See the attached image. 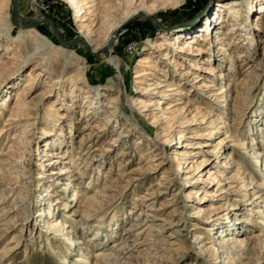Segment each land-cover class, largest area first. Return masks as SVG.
Returning <instances> with one entry per match:
<instances>
[{"label":"rangeland","instance_id":"1","mask_svg":"<svg viewBox=\"0 0 264 264\" xmlns=\"http://www.w3.org/2000/svg\"><path fill=\"white\" fill-rule=\"evenodd\" d=\"M138 2L102 0L96 8L94 29L98 35L102 36L110 24ZM230 2L183 0L179 7L168 6L154 17H134L119 30L111 54H90L76 43L63 45L52 36L46 23L23 30L36 31L49 40L51 47L34 50L35 44L24 40L14 49L8 33L0 34V129L32 69L40 67L44 75L33 81L32 86L36 88L30 98L46 93L50 86L52 91L48 98L31 105L33 113L28 120L31 123L29 126H26L28 121H20L16 129L6 134L9 138L18 137L26 131L28 135L23 139L27 140L26 143L13 145L11 151L12 156L24 158L27 164L20 163L15 167L9 159V165L5 167L10 173L7 182L14 188L20 184L10 201L20 199L18 204L24 202L26 210L22 214L16 212L7 220H19L20 226L8 230L1 237L0 264H81L76 261V256H82L84 252L80 246L87 244V256L95 251L110 250V245L118 243L119 239L125 240L124 230L147 219L146 214L166 221L164 233L173 239L160 252L159 260H152L155 264H214L215 253L212 250L216 249L214 241L220 235L240 241L235 245L234 258L227 260L231 264H264V247L256 238L259 234L264 235V214H256L257 209L248 205L243 198L245 192L241 191V187L248 183L244 178L249 176L259 184L264 179V172L261 171L264 169L263 161L254 164V160L249 158L251 148L259 149L264 156V12L256 14L259 4H253L249 10L250 4L244 2L247 13L237 14V23L242 28L241 32H236L231 27L235 21L228 23ZM146 3L151 4L150 1ZM16 6L20 17L46 18L62 39L75 38L76 20L81 14L76 4L70 5L65 0H16ZM247 23L249 26L245 28ZM216 30L229 34L218 42V36L213 33ZM12 33L15 35V32ZM161 34L174 43H183L186 37H193L205 51L197 59L177 58L182 70L166 59L171 54L169 49L166 48L168 55L163 56L161 53L165 50L154 51L151 48L150 44L154 42L164 44ZM177 37L181 41H177ZM209 38L211 41H208ZM228 44L233 47L230 49ZM249 47L247 59L233 61L239 52H246ZM148 53L155 55L159 69L154 72L155 78H165L168 85L184 91L180 103L173 102L179 98L177 95L159 97L165 90L164 86L158 89L162 90L160 93L144 97L150 100L151 105L144 114L141 113L142 117L134 112L132 103L124 105L119 101V118L108 121L103 131L97 133L92 130L90 140L85 141L86 133L82 127L98 123L106 112L104 107L103 111L89 110L86 97L91 98L96 92L101 94L97 96L100 97L99 102L108 103L110 97L117 96L122 100L124 95L137 101L140 98L136 95L137 90L145 87L135 83V65L139 57ZM110 58L114 59V63L109 61ZM20 59L23 60L19 63ZM188 60L228 74L225 80L216 82L214 89L236 84L238 97L232 95L224 107H216L220 104L214 98L207 99V92L198 89L199 84L211 81L212 77L188 68ZM249 65L253 68L248 73H242ZM194 72L202 76L193 79ZM65 74L74 77L81 89L73 88L68 81L62 82L61 77ZM147 78L152 79L151 76ZM111 80H114L112 85L107 86ZM55 82L58 83L53 85ZM158 99L163 104L157 105ZM207 103L211 105L207 106ZM168 104L174 106L168 110L173 112L176 121L169 129L162 117L169 114L163 113ZM52 105L59 119L54 120ZM196 108L201 113L197 114ZM210 114L214 116L209 117ZM187 120L193 122L188 123ZM58 131L59 134L55 135ZM212 131L218 133L209 137ZM121 134L126 136L117 144L119 146L112 152L108 151L113 136ZM164 139H168L165 145L161 143ZM57 142H61L60 145ZM3 143L0 139V149ZM197 144L208 146L192 149ZM88 146L92 148L91 155L85 158L81 155L78 159V154ZM58 147L62 148L67 162L61 163V159L48 172L66 167L77 177L81 175V182L78 177L77 181L67 184L65 190L60 181L45 179L47 172L40 168V163L45 160V151L57 150ZM191 153L195 156L185 157ZM95 156H99L100 161L84 167L85 162ZM157 157L160 159L155 160ZM229 157L244 173H238L236 177V172H224L222 165ZM16 168L20 175L14 184L11 172ZM175 170L178 171V181L174 179ZM228 184H231L229 188L232 187L231 192L235 194L225 193ZM218 185L224 189L218 190ZM191 191L198 193L195 195ZM47 192L52 195H46ZM71 193L75 201H70ZM153 194L155 197L152 198ZM166 206L169 207L164 209ZM160 209L164 210L156 213ZM41 214L46 216L44 221L38 217ZM237 221H243L240 235L231 227ZM178 222L179 226H170V223ZM98 226L103 231V239H94L93 229ZM68 229L73 232L69 238L62 234ZM174 230L178 231L174 233ZM77 240H83L84 244L76 243ZM131 255L137 257L130 258ZM227 261L225 264H228ZM82 262L92 264V259L85 258ZM120 263L147 264L145 255L135 254L134 251L129 252Z\"/></svg>","mask_w":264,"mask_h":264},{"label":"bare ground","instance_id":"2","mask_svg":"<svg viewBox=\"0 0 264 264\" xmlns=\"http://www.w3.org/2000/svg\"><path fill=\"white\" fill-rule=\"evenodd\" d=\"M137 1H139L137 5L132 6L131 9L126 11L115 22L110 24L108 26V28L106 29V31L104 32V34L101 36V35H98L97 30H95L94 28L96 25L95 20L97 17L96 8L99 6V4L102 2V0H65V2H67L70 5L76 4L78 6V12L81 13L78 16V19L76 20V22L78 24L77 33L75 36L76 45L78 47H81L84 50L90 52V54L96 53L102 48H105V51L99 55H102L105 53L111 54L114 50V46H115L114 44L117 42V34H118L119 30L122 28V26L128 20H130L134 17H136V18L154 17L155 14H157L159 11L166 9V7H168V6H170V8L179 7L183 0H137ZM146 1H150L151 4L147 5ZM263 1L264 0H233V1L231 0L230 4H232V6L228 8V13H229L228 15H230L229 19H228L229 20L228 23H232L231 21H235V24L231 25L232 29H235L236 32H238V31L241 32L242 27H241V25H239L237 23V21H238L237 19L239 18V16L237 14L247 13V9H244V4H245L244 2H246L247 5L250 4L249 10L251 9V6L253 4H255V5L259 4L258 10L256 11V14H260V13L264 12V2ZM9 14H10V1L9 0H0V34L1 33H8L9 37H11L12 43L14 44V49L18 48V45L21 42H23L24 40H29V41L33 42L35 44L34 50H37L39 47H44V46L51 47L49 40L46 39L45 37H43L42 35H40L39 33H37L36 31H34L32 29L23 30V29H29L32 27L18 28L16 26H14L13 24L9 23ZM42 23H45V22L42 21L40 24H42ZM247 25H248V23L245 24L244 27L247 28L246 27ZM12 32H15L14 33L15 35H13ZM113 32L115 33V36L112 39V41L110 43H108L109 40L111 39V34ZM213 33L218 36V37H216V40L218 42L223 41L224 39L222 37L226 36V34H229L228 32H223V31H218V30L213 31ZM0 37H1V35H0ZM160 37L164 39V44L159 43V42H154V43L150 44L151 48H153L154 51L165 50V51H163L164 53H161V54H163V56L168 55V51H166V48L169 49V53L171 52V54L169 56H167L166 59L168 60V62L170 64L178 66L182 70H184V69L181 66V62L177 61V58L178 59H181V58L197 59L196 57L198 55H202V53L205 51L202 49L201 45L193 37H190V38L183 37V38L187 39L183 43H179V42L174 43V42H172L173 41L172 39H171L172 40L171 41L168 36L163 35V34H161ZM175 39L177 41L179 40L178 37ZM179 41H181V40H179ZM208 41H211V39L209 38ZM172 46L174 49H172ZM228 46L230 47V49L233 47V46L231 47L229 44H228ZM14 49H11V50H14ZM7 50H8V48H7ZM210 52H212V51H210ZM249 52H250V47L248 48V50L246 52L245 51L239 52L238 57L233 61H235V62H239L242 60L244 61L245 58L246 59L248 58ZM154 57H155V55H153L152 53L145 54L144 56H141L138 58L137 64L135 65L136 66V71L134 73L135 83H137L139 85L144 84V87H145L143 89L141 88L140 91L137 90L138 93H136V95L140 96V98H138L137 101H132L131 97L129 98L127 95H124L122 100H120V96H117V97H110L108 99L109 100L108 103L99 102L100 97L98 98L97 96H99L101 94L100 93L97 94L96 92H93V95L91 98L89 96L86 97L85 102H86V104H88L89 110H96V112L101 111V110L103 111V107H104V111H106V112L104 113V118L102 117L98 123L91 124V125L87 124V125L82 127L83 131H85L84 133H86L85 134L86 135L85 141L88 142V140H90V138H91L90 136L92 135L93 131H96L97 133L100 131H103L104 129H106V125H107L106 123L108 121L113 122L119 118L118 117L119 116L118 110H117L119 101H121L124 105H126V103L129 104V102L132 103V106L135 107L134 112H136L138 116L142 117L141 113L143 112V114H144V111L150 109L149 106L151 105L150 100H148V98L146 100V99H144V97H148L151 94H157V92L160 93L162 90L158 91V89H160V87L164 86L165 90L163 91L162 96H159V97L163 98L166 96L177 95V96H179V98L174 100L173 102L180 103V100H181L180 97L182 94L183 95L185 94L184 91L182 89H180L179 87L174 86L175 88H173V86L168 85V82L165 78H163V79L159 78L158 80L155 78L156 76H154V72L156 73V71L159 69H158V66L155 62ZM9 58H12V57H9ZM23 59H20L18 62L20 63V61H22ZM109 61L111 63L112 62L114 63L113 58L112 59L110 58ZM194 61L195 60H188V68H191L194 71H198V72H201L204 74H210V76L212 77L211 81L206 80L205 83L199 84L198 89H200L204 92H207V94H208L207 99L213 100V98H214V100L220 104V106H218L216 104V107H224L226 105V103L228 102V99L231 98L232 95L235 97H238L239 91H238V88L235 86L236 84L230 85V86L227 85L226 87L219 88L218 90L214 89V87L216 86V82L225 80V78L228 77V74L226 75L223 72H219V70H216L215 68H212L211 66L208 67V66H204L201 64H197ZM1 63L2 62L0 60V65H1ZM41 67H45V66H41ZM252 68H253V66L249 65V67L245 71H243L242 73H248V71L251 70ZM215 73L218 74V77ZM43 75H44V72L41 71L40 67H36V70L32 69L31 73L27 76V79L24 83V88L17 92V94L15 96L14 103L10 109V115L3 122V126L0 129V139H3V141H4V143L0 149V188L2 187V189H0V212H1L0 213V239L4 234L9 232L8 230L12 231L15 229V227L20 226L19 220L12 221V222H9L7 220H9L10 217L13 214H15L16 212H19L22 214V211L26 210L25 209L26 207L23 205L24 202L21 204H18V201H20V199L15 198L12 201H10V198H12L15 195L14 191L17 189V187L20 184H17L14 188L12 185H10V182H7L6 178L8 176H10L9 175L10 173L5 167H7L9 165L8 164L9 162L7 161L9 159H10V161L13 162V164H15V167L16 166L18 167V165L20 163H22V165L27 164L24 161L25 160L24 158L12 156L11 151H12L13 145H15V144L16 145H22L23 143H26L27 140H23V139L28 135H27L26 131H24L22 133V135H20L18 137H10L9 138V137H7L6 134H8L9 130L16 129V127L20 123V121H28L29 118H31L32 113H33L32 109H31V105L35 106L43 98H48L51 95L52 91H51V86H50V88L45 90L46 93L41 92L36 96H31V98H30V95L32 94V92L36 88V86H34V85L32 86L33 81L38 80ZM192 75H194L193 79H196V78H199L200 76H202V74L196 73V72H194ZM149 76H151L152 79L151 78L146 79V77H149ZM213 76H214V78H213ZM114 77L118 78L117 75H114ZM61 79H62V82L68 81L72 85L73 88H77V90L81 89V87H79V83L74 80V77H72L68 74H65L63 77H61ZM154 79H156L157 81H155ZM76 80L80 81L79 79H76ZM145 80L151 81V82H145ZM113 81L114 80H111V82L108 81L110 85L107 84V86H111ZM56 83H58V82H55L53 85H55ZM155 89H156V92L154 91ZM213 91H215V92H213ZM165 93H167L168 95ZM34 99H36L38 101H36ZM158 104H163V103H161L158 99L157 105ZM206 105L210 106L211 104L207 103ZM51 107H52V113L54 116L53 117L54 120L59 119L60 117L58 118L59 114L56 112L57 110H56L55 106L52 105ZM172 107H174V106H171V104H168L167 107L165 108V110L163 111V113H169V114L168 115L165 114V116H162L163 119H165L164 123L166 124L168 129L172 126V124L174 122H176L175 117H173V112L168 110ZM196 113L197 114L201 113L198 108H196ZM88 114H89V112H88ZM212 116H214V115L213 114L209 115V117H212ZM186 122L192 123L193 120L192 121L187 120ZM30 124L31 123L28 121L26 126H29ZM211 127H213V126H211ZM90 129H91V132H88ZM214 130H216V129H214ZM217 133L218 132L212 131L211 134H209V137L216 135ZM57 134H59V131L57 133H55V135H57ZM50 135L55 136V135H52V133ZM206 135H208V134H206ZM5 136H6V138H5ZM125 136L126 135H124V134H121L118 136L117 135L113 136L110 143L108 144L110 147V150H108V151L112 152L113 150H115V148L119 146L117 144H120L122 141V138ZM127 137H129V136L127 135ZM180 137H183V136H180ZM163 141H164V143L163 142H161V143L163 145H165L166 142L168 141V139H164ZM60 143L57 142L56 144L60 145ZM244 143H245V141L241 144V146H243ZM207 146L208 145L203 146V145L197 144L196 146H192V149H198V148L207 147ZM58 149H61V151H59ZM80 149H82V148H80ZM91 149L92 148L89 146L82 149V151L78 154L79 155L78 159L80 158L81 155H83L84 158L87 156L89 157L92 153ZM64 155L65 154H63V150L61 147H58L57 150L55 149V150L45 151V155H44L45 160L42 162V164L40 163V168H42L45 172H47L46 177H44L45 179H47L51 182L60 181L62 183L63 189L65 190L67 187V184L70 185L72 182H75L78 179H79V182H81V178H80L81 175H80V177L78 176L79 177L78 178L76 173H74L71 169H67L66 167H63L62 169H58L57 171H54V172L53 171L48 172L51 170V168H53L55 165H57V163H60L61 159H62L61 163L66 164L67 161L65 160L66 157H63ZM191 156H195L194 153L186 155L185 157H191ZM249 158L254 160V164H258L260 161H263L262 163H264L263 153H261L259 151V149H257V151H256L253 148H251ZM159 159L160 158L157 157L155 160H159ZM88 160L89 161L85 162L84 167L86 165H89V164L94 165L96 162H99L100 157L95 156L94 158H90ZM51 166H53V167H51ZM222 167L224 169V172H226V174H228V173L233 174L234 172H236V177H237L238 173L239 174L244 173L240 168L235 166V162H234V159L232 157H229V159H227L225 161V163L222 165ZM14 171H12L11 174H14V180L15 181L13 183L15 184L17 176L20 175V172L17 168ZM261 171L264 172V169H262ZM177 172H178L177 170L174 171V179L175 180L179 179ZM234 176L232 178H234ZM230 179H231V177L228 178L227 180H230ZM244 180H248V183L246 185H244L243 187H241V189H242L241 191L245 192L243 198L246 199V201H248L249 206H251L254 209L255 208L257 209L256 214H258V215L264 214V204H262L263 200H264V179H263L262 184L255 182L254 180L249 178V176L247 178H244ZM176 181H178V180H176ZM230 185L231 184H228V189H227V192H225V193H230V195L235 194V193L231 192L232 187L229 188ZM217 188H218V190L224 189L220 185H218ZM191 193L196 195L198 193V191H196V192L191 191ZM221 193H223V192L221 191ZM47 194L49 196L52 195L49 192H47L46 195ZM73 195L74 194H72V193L70 194V196H71L70 201H75V197ZM200 196H201V194L198 195V197H200ZM153 197H155L154 194L152 195V198ZM184 198L186 199L185 196H184ZM203 200L204 199H199V201H203ZM9 202H10V205L7 206V204H9ZM57 204H58V202L55 203L54 208ZM167 207H169V206H166L164 209H166ZM164 209H160L156 213H159V211H162ZM146 216H147L146 217L147 219H144L143 221L135 224L134 226L125 229L124 230V233H125L124 239L125 240L121 241V239H119L118 243L115 242L109 246L110 250H104V251L102 250L99 252L95 251L91 256H87V254L85 253L87 251V244L83 247L80 246V249H83L84 252L81 253L82 256L81 255L76 256V261L78 263L83 264V262H82L83 259H85V258L87 259L90 257L92 259V264H122V263H120V260L124 259V257L129 252L134 251L135 254H141V253L144 254L147 264H155V263H153L152 260L157 262L159 260L158 255L160 254V252H162V250L166 249L167 245H169V243H171L173 239H172L171 235H168V234L165 235V233H164V229H165L164 225H165V223H167L166 221L161 220L156 215L146 214ZM172 216H174V215H172ZM38 217L41 221H44L46 216H45V214H41V215H38ZM112 221L114 222L116 220L112 219ZM179 225H180L179 222L178 223H170V226H172V227H177ZM242 226H243V221L242 222L237 221V222L233 223L231 227H233L232 229H236L234 231H237V233L240 235L242 233V231H241ZM101 230L102 229L100 228V226L95 227V229H93L94 239L95 238L96 239L105 238L104 236H102L103 231H101ZM222 230H224V228ZM19 231L21 232L22 229L20 228ZM177 231L178 230H174V233ZM72 233L73 232L71 231V229L62 231V234L68 238ZM261 237H263V239H261ZM256 238L259 240L260 246L264 247V235L259 234ZM239 242L240 241H238L236 238L234 239L232 237H227V236L222 237L221 235L217 236V240L214 241V246H216V249L212 250V252L214 251V253H215V257L213 259L214 264H225V261L234 258L233 256L236 255V254H234L236 252V251H234L235 245ZM76 243L81 245V244H84V241L83 240H77ZM114 244H116V245H114ZM246 247H247V245H246ZM204 255H206V253H204ZM131 257L135 258L137 256L131 255L130 258ZM0 261H1V259H0ZM84 263H86V262H84ZM226 263L231 264V261H227Z\"/></svg>","mask_w":264,"mask_h":264},{"label":"water","instance_id":"3","mask_svg":"<svg viewBox=\"0 0 264 264\" xmlns=\"http://www.w3.org/2000/svg\"><path fill=\"white\" fill-rule=\"evenodd\" d=\"M10 1V14H9V19L11 21V23L18 27V28H28V27H33L39 23H41L42 21H44L50 28V31L52 33V36L61 44L64 45H71L75 43V38L73 39H69V40H64L62 39L55 26L52 24V22L48 19H39V18H32V19H25L20 17V15L18 14L17 11V6H16V0H9ZM115 33L113 32L111 34V39L109 40L108 43H110L112 41V39L114 38ZM105 51V48L100 49L98 52L93 53L95 55H99L101 53H103Z\"/></svg>","mask_w":264,"mask_h":264}]
</instances>
